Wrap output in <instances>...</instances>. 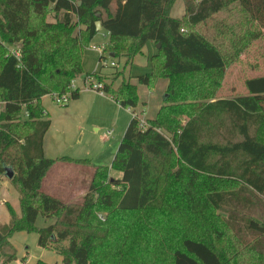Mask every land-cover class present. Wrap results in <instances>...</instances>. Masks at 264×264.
<instances>
[{
	"label": "trees",
	"instance_id": "trees-1",
	"mask_svg": "<svg viewBox=\"0 0 264 264\" xmlns=\"http://www.w3.org/2000/svg\"><path fill=\"white\" fill-rule=\"evenodd\" d=\"M176 1L0 0V100L5 102L0 108V175L13 169L9 180L19 191L22 210L18 215L7 204L11 219L0 224V264L16 259L14 233L35 230L39 245L55 249L65 264H264V214L253 211L257 204L264 206V75L246 80V94L214 99L237 54L199 29L231 3L264 29V0H183L184 16L174 17ZM97 21L109 33L100 62L105 51L130 62L149 42L161 44L151 57V72L135 76L139 84L152 89L164 78L173 91L178 78L200 75L184 126L181 107L174 108L178 113L164 105L146 129L133 115L111 165L121 178H112L109 166L48 158L44 150L52 121L42 100L67 93L73 79L89 76L83 54L101 32ZM223 34L222 29L217 36ZM12 49L19 50V58ZM94 74L103 82V93L125 108L138 106L136 83L123 80L114 87ZM207 83L210 91L204 94ZM80 91L74 90L72 98L78 99ZM208 97L213 100L204 102ZM58 162L94 166L82 177L89 185L79 201L67 202L60 190L45 188ZM227 185L235 188L222 189ZM210 211L226 215L225 229L232 235L215 229L227 245L224 251L186 233L153 239L145 248L146 261L138 257L142 241L155 228L154 215H183L196 229L215 233L207 219ZM39 216L54 221L38 228ZM158 249L167 255L152 261L150 253Z\"/></svg>",
	"mask_w": 264,
	"mask_h": 264
},
{
	"label": "rangeland",
	"instance_id": "rangeland-1",
	"mask_svg": "<svg viewBox=\"0 0 264 264\" xmlns=\"http://www.w3.org/2000/svg\"><path fill=\"white\" fill-rule=\"evenodd\" d=\"M184 14V1L177 0L173 6L172 15L183 17ZM51 16L52 14L49 15V17ZM206 25L199 26V29L216 42H224L227 51L237 54L236 61L226 68L221 84L214 92V99L246 94L248 92L245 84L246 80L264 75V29L250 21L240 7L234 3L215 15ZM222 29L224 34L222 37H218L219 31H222ZM103 32L106 36L98 33L84 50L83 69L86 74H89L90 79L88 78L87 81L82 77L75 79L76 86L81 89L80 98H71L67 105L58 102L49 95H46L42 100L50 113L49 118L52 121L44 139L45 155L48 158L67 156L75 159H88L94 166H109L112 178H121L122 172L111 167L112 160L133 117L132 111L135 109L125 108L116 100L102 97L99 95V91L92 89L93 85L99 82L103 83L94 73H99L103 76V81L112 83L114 87H117L123 80H129L133 76L151 72V57L157 47L153 42H149L143 48V52L137 54L130 62L125 56L114 58L108 51H105L106 59L100 62L99 57L102 52L97 47H103L109 41L107 32ZM257 33L262 34L255 38ZM234 41L238 43L237 48L231 46ZM111 62H115L116 65L112 66ZM121 72L123 74L119 76L118 73ZM118 76L119 78H116ZM133 79L136 83V78ZM199 80L200 75L197 72L186 74L178 78L173 91H169L168 86L163 91L164 79L162 78L155 81L152 89L139 84V104L140 106H144L143 102L147 104H145L144 115H137L147 124L148 119L145 117L155 116L159 110L158 105L163 104L162 107L167 105L172 112L178 110V113H180L179 109L174 108L181 107L180 117H190L196 102ZM209 87L211 86L207 83L206 89L203 91L204 94L209 93ZM166 94L169 95L167 100H165ZM210 100H213V98L208 97L203 101ZM55 165L48 172L44 181L45 188H50L49 184L54 187L58 185L57 189L60 190L58 195H61L67 202L79 201L89 185V182L84 181L83 178H85L86 172L93 171L94 166L68 162H58ZM78 185H80V188ZM228 188L235 187H228V185L222 187V189ZM10 203L17 214L21 215L19 191L3 174L0 175V224L10 222L11 214L8 208V205H11ZM253 211L254 214L257 212L264 214V206L257 204L253 207ZM207 219H210V227L214 232L215 229H220L225 231L227 237L232 235L228 227L225 229L226 215L223 212L210 211ZM153 220L155 228L151 235L142 241L141 252L138 255L140 259L145 260L147 257L145 248L152 245L153 239L162 240L165 237L173 239L186 233L204 238L215 248L217 247L222 251L227 246L223 242L224 240H218L217 232L213 233L212 230L208 231L207 228L196 229V223L183 215H170L169 218L154 215ZM53 221L54 219H45L39 216L36 226L38 228L44 227L53 223ZM11 242L16 248V259L9 261L8 264H37L39 260L49 264H65L62 255L55 249L39 245L37 230L16 232L12 235ZM166 255L167 252L160 249L150 253L152 261L164 258Z\"/></svg>",
	"mask_w": 264,
	"mask_h": 264
},
{
	"label": "built area",
	"instance_id": "built-area-1",
	"mask_svg": "<svg viewBox=\"0 0 264 264\" xmlns=\"http://www.w3.org/2000/svg\"><path fill=\"white\" fill-rule=\"evenodd\" d=\"M199 1H201V0H196V2H199ZM107 36H109V33H107ZM97 49H98L100 52L103 53L104 46H103V47L98 46ZM12 54L15 55L17 58L20 57V52H19V50H17V49H12ZM111 65H112V66H115L116 63H115V62H111ZM89 77H90V76H89ZM89 77L86 78V81H87V79H88ZM89 79H90V78H89ZM91 79H92V78H91ZM102 87H103V83H100V82H99V83H97L96 85H93V86H92V89H96L97 91L103 93V91L100 90ZM78 88H79V87L76 86V81H75V79H73V80L71 81V83H70L69 91H68L67 93H64V94L54 93V94L49 95V96H51L53 99L57 100L58 102H61V103H63V104H66V103H68V102L71 100V98H72V92H73L74 90L78 89ZM4 103H5L4 101H1V100H0V108L2 107V105H4ZM133 115L137 116L136 113H134ZM147 126H148V122H147V124H146L145 121H143V120L140 119V127H141L142 129H146Z\"/></svg>",
	"mask_w": 264,
	"mask_h": 264
},
{
	"label": "crops",
	"instance_id": "crops-1",
	"mask_svg": "<svg viewBox=\"0 0 264 264\" xmlns=\"http://www.w3.org/2000/svg\"><path fill=\"white\" fill-rule=\"evenodd\" d=\"M49 19L50 20H52V17H49ZM102 29V28H101ZM100 29V33H102L103 35H104V32H103V30H101ZM104 36H106V35H104ZM157 50V49H156ZM156 52V51H155ZM133 78H135V76H133L132 78H130V80H131V82H133V83H135V81H134V79ZM162 79H164V78H162ZM136 84L137 85H139V83H138V81H137V78H136ZM168 86V80L167 79H164V83L162 84V89H163V91L164 90H166V87ZM100 94L99 95H101L102 97H108V98H112V97H110V96H108V95H105V93H102V92H99ZM80 95H81V93H80ZM79 98H80V96H79ZM78 98V99H79ZM113 99V98H112ZM144 103V106H140V104H138V106L135 108V110L136 111H138V112H136V114H140V116H142V115H144V113H145V104H147L146 102H143ZM44 105V104H43ZM162 105L163 104H159L158 105V107H159V110H158V112L156 113V115L154 116H146L145 118L146 119H154V118H156V116L158 115V113H159V111H160V109L162 108ZM48 110V109H47ZM49 112V111H48ZM50 114V113H49ZM180 119V122H181V125H185L186 124V122L188 121V119H189V117L188 118H182V117H180L179 118ZM46 146H45V143H44V150H45V152H46V148H45ZM56 166V165H55ZM61 181V180H60ZM58 186V185H57ZM57 186L56 187H54V186H51V184H49V187L50 188H52V189H57ZM80 185H78V187H79ZM50 188H47L48 190L50 189ZM80 188V187H79ZM52 189H50V190H52ZM77 191V190H76ZM11 204V203H10ZM12 205V204H11ZM13 206V205H12Z\"/></svg>",
	"mask_w": 264,
	"mask_h": 264
},
{
	"label": "water",
	"instance_id": "water-1",
	"mask_svg": "<svg viewBox=\"0 0 264 264\" xmlns=\"http://www.w3.org/2000/svg\"><path fill=\"white\" fill-rule=\"evenodd\" d=\"M79 4H81V2L79 1ZM96 25H97V29L98 31H100V29L102 28V24H101V21H97L96 22ZM161 47V44H157V48H160ZM6 176L8 177V179H12L13 176H14V171L11 167H7L6 169Z\"/></svg>",
	"mask_w": 264,
	"mask_h": 264
}]
</instances>
